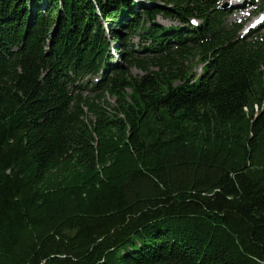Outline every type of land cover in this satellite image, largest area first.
<instances>
[{"label":"trees","instance_id":"16d2710c","mask_svg":"<svg viewBox=\"0 0 264 264\" xmlns=\"http://www.w3.org/2000/svg\"><path fill=\"white\" fill-rule=\"evenodd\" d=\"M225 1L0 0V264H264V35Z\"/></svg>","mask_w":264,"mask_h":264},{"label":"rangeland","instance_id":"374dc122","mask_svg":"<svg viewBox=\"0 0 264 264\" xmlns=\"http://www.w3.org/2000/svg\"><path fill=\"white\" fill-rule=\"evenodd\" d=\"M241 1H245V0H227L226 2H225V6H226V8H227V10H228V12H229V15H230V20L231 21H233V20H235L237 23L239 22H241V24H243V27H242V29L240 30V32H239V35L241 34V36L242 35H244V33H245V30L247 29L246 28V26L248 25V24H250L254 19H256V17H258V15L260 14V13H258V14H256V13H254L255 12V9L252 7V8H250V9H247V10H245L244 12H242V14H239V13H237L236 11H235V8L236 7H238L242 2ZM247 1V0H246ZM255 1V0H254ZM264 1V0H263ZM157 5H160V3H156ZM249 11V12H248ZM240 15L242 16L241 18H240ZM248 16H251L250 17V19H246V21L244 22L243 21V19L244 18H246V17H248ZM241 20V21H240ZM156 22L157 23H159V24H161V25H163L164 27H167V26H169V25H172L173 23H171V22H169V21H167V20H164V19H162V18H158L157 20H156ZM174 25V24H173ZM245 27V28H244ZM263 33H264V29H263ZM137 41H138V39L135 37V38H133V40H132V42L134 43V44H136L137 43ZM112 45H115V42L114 41H112ZM117 54V53H116ZM112 58H113V61H115L116 60V55L115 56H112ZM112 61V62H113ZM201 71H202V66L198 63V64H195L194 65V69H193V73H195V74H200L201 73ZM130 74H131V77H136V76H140L141 75V73L139 72V71H137L136 69H132L131 71H130ZM85 95H88V99H92V98H94L95 97V95H97V94H93V93H84ZM105 101H107V103L110 105V106H114V99H111V98H109L108 96H106L105 97ZM103 102V101H102Z\"/></svg>","mask_w":264,"mask_h":264}]
</instances>
